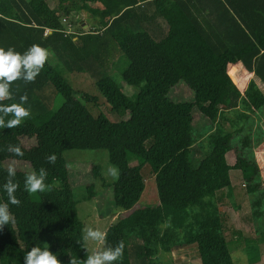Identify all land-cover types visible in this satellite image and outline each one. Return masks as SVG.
Instances as JSON below:
<instances>
[{"label":"trees","instance_id":"16d2710c","mask_svg":"<svg viewBox=\"0 0 264 264\" xmlns=\"http://www.w3.org/2000/svg\"><path fill=\"white\" fill-rule=\"evenodd\" d=\"M57 1L52 8L47 0H0V48L23 54L35 44L53 54L34 83L14 82L12 98L2 102L20 103L26 94L24 107L31 115L16 128H0V148L20 145L24 152L13 157L0 151V203H8L2 187L7 160L29 163L37 172L44 167L48 175L44 192L30 195L23 185L18 187L20 205L9 204L13 221L0 229V264H24V255L35 246L49 247L60 264H69L72 257L86 259L84 224L64 157L72 149L106 150L118 169L116 203L132 207L120 222L129 264H164L157 260L160 251L170 254L191 245L197 246L201 264H234L215 204L219 191L232 188L227 154L236 150L248 194L259 193L253 202L255 218L264 209V184L248 156L254 110L230 77L245 86L250 76H241L240 66L229 75V68L242 64L264 85V0ZM77 8L96 23L88 32L71 34L62 19ZM121 55L144 85L134 99L122 93L110 105L115 112H127L128 134L139 145H148L144 165L132 166L137 154L105 116L95 118L87 109L85 103L96 104L97 98L74 90L63 77L66 70L85 73L101 85ZM181 82L194 100L169 98ZM56 95L64 102L53 110ZM209 105L218 108V121L207 136L210 152L195 167L191 155L201 152L202 143L193 137L194 113L199 110L211 121ZM26 138L35 139L36 145L26 147ZM52 154L56 161L49 164L46 158ZM147 169L155 176L159 204L135 209ZM100 172L97 165L92 170L95 177ZM259 260L257 255L250 261Z\"/></svg>","mask_w":264,"mask_h":264},{"label":"rangeland","instance_id":"374dc122","mask_svg":"<svg viewBox=\"0 0 264 264\" xmlns=\"http://www.w3.org/2000/svg\"><path fill=\"white\" fill-rule=\"evenodd\" d=\"M47 1L52 8H55L58 4L57 0ZM77 11L72 16L62 19V25L66 31L71 34H76L92 30L90 24L96 23V20L86 10L77 8ZM87 24L89 26H86ZM49 57L51 55L48 56V60H50ZM54 65L60 64L55 61ZM130 66L125 56H119L113 64L110 78L101 85L93 82L85 73H71L66 70L63 72V77L74 90L90 94L97 98L96 104L85 103L87 109L95 118L103 115L113 124L114 130L126 146L137 154L136 157L130 160L132 166H137L144 165L143 155L148 145H139L128 134L124 125L129 116L127 112H115L110 105L122 93L126 94L130 99H134L140 91V88L144 85L138 73ZM238 85L244 90L246 97H253L255 109L264 118V93L260 92L259 86L255 82L251 86H248L247 89L239 83ZM169 98L173 102L194 100L192 91L184 82L179 83L171 90ZM54 102L53 110H58L64 100L60 95H56ZM207 110L212 118L211 121L214 122L204 118L199 110H196L194 113L196 123L193 137L199 144L202 143V145H199L202 147L201 152H193L191 155V161L195 167L210 152L207 136L212 132L215 127L214 124L218 121V108L214 105H209ZM256 119L259 121V117H256ZM251 121H253V118ZM263 128L258 123L256 128L248 134H252L254 138H264ZM240 138H237V140ZM22 141L26 147L36 145L35 139L26 138L22 139ZM254 154L255 150L251 148L248 151V156L254 159ZM64 157L69 166L70 178L77 201L78 215L84 224V229L92 227L106 234L104 244H96L93 242L86 244L89 253L106 246L115 247L122 241L124 244L123 255L116 264H129L124 233L120 222L131 212L132 207L118 205L116 203V191L113 184L118 180V169L109 162V156L106 150L72 149L65 151ZM10 164H14L17 172H20L16 174L15 182L19 186H24V173L32 171L30 164L16 160H7L4 163L6 170ZM96 165L101 170L98 177H95L92 173ZM228 165L234 186L231 189L226 188L219 191L215 198V204L218 215L222 216L224 220L225 236L232 253L234 264H255L251 263L250 260L251 256L255 257L257 255L263 261L258 264H264V209H262L261 218H255L256 216L253 211V202L259 197V193L248 194L245 182L241 176L239 158L236 150L229 152ZM262 167L264 170V166ZM113 170L117 173L115 176L112 174ZM144 175L145 190L135 209L152 208L159 204L155 176L148 169L144 170ZM125 195L129 200L130 197H127L129 195L126 193ZM185 235H187L186 229L182 231L181 238H184ZM157 260L164 264H201L200 254L196 245L174 248L170 254L160 251Z\"/></svg>","mask_w":264,"mask_h":264},{"label":"clouds","instance_id":"9594fccd","mask_svg":"<svg viewBox=\"0 0 264 264\" xmlns=\"http://www.w3.org/2000/svg\"><path fill=\"white\" fill-rule=\"evenodd\" d=\"M49 53L39 45H32L23 54L16 52L15 49L9 48L7 51L0 48V128L13 129L22 124L24 120L30 117V109L25 108L27 95L20 96V103L5 105L2 102L12 98L11 85L22 80L25 84L34 83L36 77L40 74L47 62ZM10 117V118H9ZM7 118V119H6ZM7 151L13 157H23L24 152L20 145L9 144L0 151ZM49 164H54L56 156L49 155L47 158ZM17 168L10 164L7 168V179L3 184V190L7 194L8 203H0V229L13 221L12 214L9 210V204L19 206L20 201L16 198V191L19 187L15 182ZM112 174L117 173L113 170ZM47 170L41 167L39 171H31L25 175L24 191L28 194L44 192L47 185ZM82 240L84 244L93 242L104 244L106 234L99 229L87 227L83 230ZM123 242H119L115 247L106 246L101 249L88 253L86 259L80 260L77 257L70 258L69 264H116L123 255ZM24 264H60L59 259L54 255L49 247L41 249L32 247L23 257Z\"/></svg>","mask_w":264,"mask_h":264},{"label":"crops","instance_id":"0c3cea01","mask_svg":"<svg viewBox=\"0 0 264 264\" xmlns=\"http://www.w3.org/2000/svg\"><path fill=\"white\" fill-rule=\"evenodd\" d=\"M86 26H89V25L87 24ZM47 51H48L49 55H51V57H49L51 59L52 58V55H53L52 54V51L49 50V49ZM237 66H240V72H241L240 74H241V76L243 74H245V75L248 74V76H250L249 77V80L247 81V83L244 86V88L247 89L248 86H251L253 84V82H255L259 86L260 92L261 93H264V85L261 83V81L259 79L255 78L254 77V74L252 72L248 71L242 64H238V65H235V66H231L229 68V75H230V70L232 68H234V67H237ZM230 77L235 82V84L239 87V89L241 90L242 94L245 95L244 94V90L240 88V86L238 85V82H236L235 79L231 75H230ZM246 98H247V100L249 101L251 107L254 110V114H251V117L253 118V122H254L253 128L251 130H253L254 128H256V126H257L258 123H259V126L264 127V118L255 109V106H254V103H253V101H254L253 97H251V98L246 97ZM256 117H259V121L256 119ZM263 130H264V128H263ZM252 137H253V135H252ZM251 148H253V150H255V154H254L255 155V158L253 160L256 162V164L258 166V169H259V176H260L259 181L262 182V181H264V172H263L264 170H263V167H262V166H264V138H254L253 137L252 147ZM228 155H229V153L227 154V161H228ZM262 183L264 184V182H262ZM233 186L234 185H233V182H232V187ZM260 262H263L262 259L259 260L258 262H256L255 264H258Z\"/></svg>","mask_w":264,"mask_h":264},{"label":"built area","instance_id":"2783aa9c","mask_svg":"<svg viewBox=\"0 0 264 264\" xmlns=\"http://www.w3.org/2000/svg\"><path fill=\"white\" fill-rule=\"evenodd\" d=\"M48 33H49V30L46 31V34H48Z\"/></svg>","mask_w":264,"mask_h":264}]
</instances>
